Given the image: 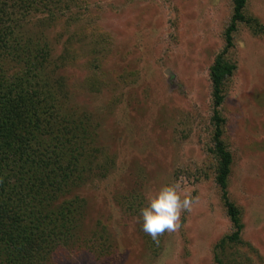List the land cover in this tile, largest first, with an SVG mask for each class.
Instances as JSON below:
<instances>
[{
    "label": "rangeland",
    "instance_id": "obj_1",
    "mask_svg": "<svg viewBox=\"0 0 264 264\" xmlns=\"http://www.w3.org/2000/svg\"><path fill=\"white\" fill-rule=\"evenodd\" d=\"M71 3L81 20L70 25L73 14L66 15L57 22L60 35L50 34L57 54L68 31L81 29L86 37L75 41L80 62L63 72L68 107L99 125L95 145L117 163L106 179L80 191L88 203L80 233L89 248L61 250L53 262L212 264L216 243L231 229L207 155L209 69L224 45L230 0ZM248 10L264 25V0H249ZM96 27L109 37L112 53L101 73L95 71L103 80L95 91L83 53ZM235 39L231 57L238 69L222 108L234 157L229 193L242 211L249 243L238 248V262L264 264V34L243 25ZM165 186H178L193 205L182 213L179 230L154 241L142 230L140 210Z\"/></svg>",
    "mask_w": 264,
    "mask_h": 264
},
{
    "label": "trees",
    "instance_id": "obj_2",
    "mask_svg": "<svg viewBox=\"0 0 264 264\" xmlns=\"http://www.w3.org/2000/svg\"><path fill=\"white\" fill-rule=\"evenodd\" d=\"M72 1L79 0H0V264H55L61 250L88 249L80 233L88 203L80 191L116 167V156L95 145L99 125L68 107L71 93L63 72L80 62L75 41L86 37L81 29L68 31L57 54L50 34L60 35L57 22L73 14ZM230 8L224 45L209 69L207 155L231 226L216 243L212 264H240L238 248L249 245L242 211L229 193L234 157L222 108L238 69L231 57L236 34L243 25L264 34V25L249 13V0H230ZM81 18L77 12L68 24ZM106 35L92 28L83 53L95 91L103 84L97 72L112 53Z\"/></svg>",
    "mask_w": 264,
    "mask_h": 264
},
{
    "label": "clouds",
    "instance_id": "obj_3",
    "mask_svg": "<svg viewBox=\"0 0 264 264\" xmlns=\"http://www.w3.org/2000/svg\"><path fill=\"white\" fill-rule=\"evenodd\" d=\"M178 186H165L150 201L147 207L140 210L142 230L154 241L165 232H175L181 227L182 213L191 210V197L181 198Z\"/></svg>",
    "mask_w": 264,
    "mask_h": 264
}]
</instances>
